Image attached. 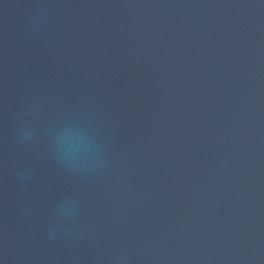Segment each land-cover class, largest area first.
<instances>
[{
	"label": "water",
	"instance_id": "1",
	"mask_svg": "<svg viewBox=\"0 0 264 264\" xmlns=\"http://www.w3.org/2000/svg\"><path fill=\"white\" fill-rule=\"evenodd\" d=\"M0 264H264V0H0Z\"/></svg>",
	"mask_w": 264,
	"mask_h": 264
},
{
	"label": "clouds",
	"instance_id": "2",
	"mask_svg": "<svg viewBox=\"0 0 264 264\" xmlns=\"http://www.w3.org/2000/svg\"><path fill=\"white\" fill-rule=\"evenodd\" d=\"M52 150L58 159L67 165L74 166L79 160L87 159L96 150L95 142L90 132L84 126L65 125L53 133ZM77 208L71 198L59 201L53 212L61 222L72 219ZM61 231V223L54 224L48 229L49 239H55Z\"/></svg>",
	"mask_w": 264,
	"mask_h": 264
}]
</instances>
